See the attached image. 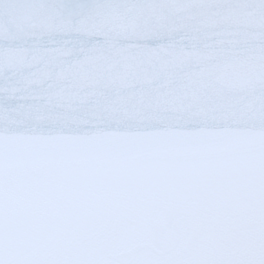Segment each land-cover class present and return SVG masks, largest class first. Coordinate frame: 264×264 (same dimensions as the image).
I'll list each match as a JSON object with an SVG mask.
<instances>
[{"label":"snow or ice","instance_id":"1","mask_svg":"<svg viewBox=\"0 0 264 264\" xmlns=\"http://www.w3.org/2000/svg\"><path fill=\"white\" fill-rule=\"evenodd\" d=\"M0 264H264V0H0Z\"/></svg>","mask_w":264,"mask_h":264}]
</instances>
